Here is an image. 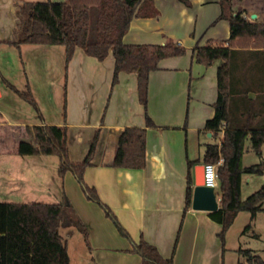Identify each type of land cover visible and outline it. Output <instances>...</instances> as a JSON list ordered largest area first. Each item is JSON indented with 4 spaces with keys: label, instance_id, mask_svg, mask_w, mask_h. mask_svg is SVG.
Listing matches in <instances>:
<instances>
[{
    "label": "crops",
    "instance_id": "obj_1",
    "mask_svg": "<svg viewBox=\"0 0 264 264\" xmlns=\"http://www.w3.org/2000/svg\"><path fill=\"white\" fill-rule=\"evenodd\" d=\"M151 1L158 13L135 18L125 43L160 45L174 40L187 52L161 60L158 69L150 73L146 108L139 99L137 72H121L113 84V52L100 61L77 47L66 65L62 45L17 46L18 4L15 0H0V119L4 120L0 126L6 125L14 136L16 152L21 141L33 140L28 128L66 127L69 158L74 163L85 160L98 135L85 182L96 190L100 202L86 197L71 171L60 176V158L53 175L58 181H43L45 192H59L61 198L46 203L67 198L84 222L90 234L88 249L96 255L97 264H142L141 255L131 251L132 242L138 244L142 239L155 246L165 259L172 258L173 264H225L227 235L221 238L223 225L208 211L195 210L192 205L187 208V189L195 165L204 163L207 145L215 143L206 123L215 116L218 69L225 62L218 59L210 66L199 63L195 48L228 40L230 21L220 19V0H190L191 5L180 0ZM239 1L244 0H233V15L239 12L234 7ZM240 12L247 19L256 14L252 20L264 22V0H250ZM62 84L63 109L55 91V86L60 90ZM37 86L50 111L43 107ZM28 91L38 109L21 95ZM147 115L156 126L147 129L145 167H115L122 131L146 127ZM27 156L41 155L19 154V159ZM104 206L130 239L117 231L112 218L113 222L105 216ZM73 236L70 230L69 237Z\"/></svg>",
    "mask_w": 264,
    "mask_h": 264
},
{
    "label": "trees",
    "instance_id": "obj_2",
    "mask_svg": "<svg viewBox=\"0 0 264 264\" xmlns=\"http://www.w3.org/2000/svg\"><path fill=\"white\" fill-rule=\"evenodd\" d=\"M191 5L190 0H180ZM18 4L19 23L15 31V44L62 45L65 47L66 65L77 47L100 61L111 52L116 60L113 84L121 72H137L140 102L147 108L149 77L165 58L186 54V47L177 41L164 44H128L124 37L137 17L156 15L151 0H65L26 1ZM233 0H220V19L230 21L228 40L195 48V57L206 66L215 60L225 62L218 69V98L215 116L206 123L215 143L206 147L204 163L222 164L218 167L220 207L210 216L223 225L221 238L241 211L255 217L263 209L264 185L246 200L242 199V178L245 173H263L264 162L243 166L245 142L251 139L252 149L262 156L264 145V22L249 20L244 12L233 15ZM21 95L38 109L30 91ZM149 115L146 127H131L122 131L114 162L115 167L143 168L146 165L147 129L155 127ZM33 140L19 144L21 155H57L61 160L59 174L71 171L86 197L100 202L95 189L85 182V170L92 159L98 139L96 135L88 156L74 163L69 158L67 128L39 125L28 128ZM193 177H189L187 208L192 205ZM119 233L130 239L128 232L116 220L112 211L104 206ZM251 225L247 226L250 229ZM62 228H76L90 247V234L84 222L70 203L0 202V255L2 264H71L69 249L61 234ZM132 252L142 257V264H173L158 249L142 239L132 242ZM250 264H264L252 250L239 249ZM243 264V263H241Z\"/></svg>",
    "mask_w": 264,
    "mask_h": 264
},
{
    "label": "rangeland",
    "instance_id": "obj_3",
    "mask_svg": "<svg viewBox=\"0 0 264 264\" xmlns=\"http://www.w3.org/2000/svg\"><path fill=\"white\" fill-rule=\"evenodd\" d=\"M27 1H47V0H27ZM250 0H244L235 4V9L239 12L249 5ZM249 20H252L248 17ZM57 48V47H56ZM61 48V47H58ZM34 56L30 55V59ZM59 57H55L57 60ZM27 60V59H26ZM64 70H62L63 72ZM63 77V75H62ZM38 89V86H37ZM56 96L60 97L61 109L64 107V84L61 89L57 90L55 86ZM55 94V93H54ZM38 95L41 99L43 107L50 111L51 107L44 101L42 89H38ZM9 105V102H6ZM1 122L4 120L0 119ZM6 125L0 126V133L3 139L0 140V202H54L60 201L59 192H45L43 181L57 177L55 168L59 165V157L52 156H27V159H19V153L14 147V136L6 130ZM42 160V161H41ZM44 160V161H43ZM25 161H29L28 165ZM264 162V145L262 146V156H259L252 149L251 139L245 142V152L242 158L243 166H251ZM57 169V168H56ZM42 171V174L40 175ZM28 180V181H27ZM58 181V180H57ZM55 185V183H52ZM264 185L263 173H245L242 178V199L246 200L250 195L259 190ZM81 190L83 191L82 187ZM216 194L220 193V189L216 188ZM67 202V198L64 200ZM105 216L106 213H105ZM108 217V216H107ZM109 218V217H108ZM113 222V220L110 218ZM113 224H115L113 222ZM250 229H247V226ZM116 227V225H114ZM117 228V227H116ZM73 231L74 236L69 237V231ZM118 231V229H117ZM61 234L68 242L73 264H97L96 255L91 254L88 245L84 240L82 233L75 228H62ZM227 251L225 264H247V256L242 254L239 249H250L255 255H259L264 261V203L263 209L257 213L255 217L249 211H241L236 217L232 226L226 233ZM86 254V255H85Z\"/></svg>",
    "mask_w": 264,
    "mask_h": 264
},
{
    "label": "water",
    "instance_id": "obj_4",
    "mask_svg": "<svg viewBox=\"0 0 264 264\" xmlns=\"http://www.w3.org/2000/svg\"><path fill=\"white\" fill-rule=\"evenodd\" d=\"M256 14L252 15V19L256 18ZM194 189L192 197V208L200 211L214 212L220 207V202L213 187L204 184V163L195 165L193 172ZM0 264L2 259L0 255Z\"/></svg>",
    "mask_w": 264,
    "mask_h": 264
},
{
    "label": "built area",
    "instance_id": "obj_5",
    "mask_svg": "<svg viewBox=\"0 0 264 264\" xmlns=\"http://www.w3.org/2000/svg\"><path fill=\"white\" fill-rule=\"evenodd\" d=\"M222 159L218 163H204V184L213 187L215 190L219 187L218 167L222 164Z\"/></svg>",
    "mask_w": 264,
    "mask_h": 264
}]
</instances>
